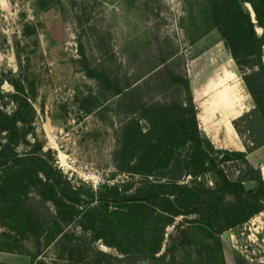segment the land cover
<instances>
[{"label":"rangeland","instance_id":"374dc122","mask_svg":"<svg viewBox=\"0 0 264 264\" xmlns=\"http://www.w3.org/2000/svg\"><path fill=\"white\" fill-rule=\"evenodd\" d=\"M254 1L264 10V1ZM220 2L0 0V130L7 129L0 131V144L9 143L19 158L0 167V263L264 264V211L223 232L206 214L182 211L164 225L155 252L141 258L106 244L112 236L109 228L94 232L82 227L80 211L96 203L84 195L80 204L72 203L56 184L59 177L74 189L120 185L127 196L145 190L147 177L119 172L114 164L117 131L126 116L114 94L118 84L144 77L169 56L173 69L188 74L199 127L213 144L216 162L235 179L247 162L264 179V145L254 146L251 136L236 128L255 107L243 77L264 68V44L260 55L238 64L216 26ZM243 5L264 38V25L253 5L248 1ZM105 52L112 60L104 69ZM225 66L233 71L226 83L231 91H224L220 81ZM217 99L241 112L231 116L235 132L231 138L220 124L222 112L212 110ZM201 114L209 119L208 125L201 122ZM34 154L57 170L56 180L37 173ZM151 179L190 184L192 177L172 166L165 177ZM198 180L204 187L218 184L212 171ZM258 184L244 182L247 192ZM102 207L99 212L104 213L115 204ZM158 221L163 227L165 219Z\"/></svg>","mask_w":264,"mask_h":264},{"label":"trees","instance_id":"16d2710c","mask_svg":"<svg viewBox=\"0 0 264 264\" xmlns=\"http://www.w3.org/2000/svg\"><path fill=\"white\" fill-rule=\"evenodd\" d=\"M244 1L253 5L257 19L264 25V10L254 0H221L215 10L216 26L238 64L245 57L260 55L264 44L250 12L244 8ZM81 54L86 60L85 53ZM102 56L101 66L105 69L112 58L108 52ZM171 58L163 59L146 77L118 84L114 94L126 114L117 131L114 164L119 172L147 177L145 190L127 196L120 185L96 191L74 189L69 181L59 177L56 181L62 185L64 197L72 203L80 204L81 195L91 204L96 203L80 211L81 226L94 232L109 228L112 236L106 244L127 256L152 255L162 242L164 225L185 210L206 214L221 232L264 211V179L260 171L244 162L239 169L240 178L235 179L216 162L211 153L213 144L199 127L198 108L188 74L173 69ZM104 71V76L109 78V72ZM243 78L255 107L237 121L236 128L240 134L248 133L253 145L260 147L264 145V68L244 74ZM1 129L7 130L5 126ZM226 153L242 155L239 151ZM32 159L38 167L37 173L50 181L57 179V170L42 155L34 154ZM17 160L9 143L0 144V167ZM172 166L185 170L192 177L190 184H180L175 179L166 183L151 179L154 175L165 177ZM207 171H212L218 179L215 188L204 187L198 180ZM248 180L259 182L249 192L244 186ZM111 203L115 204V209L99 212L102 206ZM160 218L165 219L163 227L159 224ZM220 218L223 222H219ZM154 238H157L155 242Z\"/></svg>","mask_w":264,"mask_h":264},{"label":"crops","instance_id":"0c3cea01","mask_svg":"<svg viewBox=\"0 0 264 264\" xmlns=\"http://www.w3.org/2000/svg\"><path fill=\"white\" fill-rule=\"evenodd\" d=\"M232 75H233V71H231L230 67L225 66L224 67V75H220V78H221L220 81H223V83H224V91H227V89L229 91L232 90L231 89L232 87L231 86H228L226 84L227 81L232 78ZM212 110L222 112V115H221L222 116V119H221L220 124H222L225 127L227 137L231 138V137L235 136V132L233 130V126H232L230 120H231V116H233V115H237L235 117L240 116V114H241L240 110L238 111L237 107L233 108L231 105H226L224 99L214 100V104H213ZM202 117L204 119H206V121L202 120ZM199 118H200V120H201L202 123H204L206 125L209 124V119L207 118L206 115L201 114V115H199ZM229 127H230L231 130H230V132L228 134L227 131L229 130ZM235 142L236 141H233V144Z\"/></svg>","mask_w":264,"mask_h":264},{"label":"bare ground","instance_id":"6f19581e","mask_svg":"<svg viewBox=\"0 0 264 264\" xmlns=\"http://www.w3.org/2000/svg\"><path fill=\"white\" fill-rule=\"evenodd\" d=\"M202 120H204V121H206V119H204L203 117H202ZM230 127H229V130L227 131L228 132V134H229V132H230ZM231 134V133H230Z\"/></svg>","mask_w":264,"mask_h":264}]
</instances>
